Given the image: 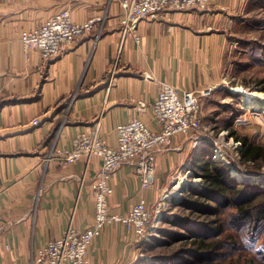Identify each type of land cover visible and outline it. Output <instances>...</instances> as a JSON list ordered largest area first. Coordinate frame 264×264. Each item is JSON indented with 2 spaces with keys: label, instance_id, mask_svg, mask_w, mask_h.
I'll list each match as a JSON object with an SVG mask.
<instances>
[{
  "label": "crops",
  "instance_id": "0c3cea01",
  "mask_svg": "<svg viewBox=\"0 0 264 264\" xmlns=\"http://www.w3.org/2000/svg\"><path fill=\"white\" fill-rule=\"evenodd\" d=\"M256 1L209 0L207 11H169L142 22L136 43L121 34L118 0H0V264H33L37 250L70 226L85 232L93 225L92 183L101 159L83 157L69 166L48 159L70 151L73 138L98 121L113 147L117 127L135 118L159 131L153 113L158 82L208 91L202 117L217 127L219 111L208 104L218 100L234 65L235 23ZM65 11L74 23L96 17L104 23L52 61L37 50L26 54L21 33ZM210 146L192 133L176 135L170 149L157 152L149 189L141 187L132 163L121 166L110 181V212L126 215L145 198L153 215L164 191L215 153ZM137 246L129 228L111 224L89 249V264H135Z\"/></svg>",
  "mask_w": 264,
  "mask_h": 264
},
{
  "label": "built area",
  "instance_id": "2783aa9c",
  "mask_svg": "<svg viewBox=\"0 0 264 264\" xmlns=\"http://www.w3.org/2000/svg\"><path fill=\"white\" fill-rule=\"evenodd\" d=\"M122 11L119 15L123 38L132 37L136 43L140 38L137 31L142 22L155 19L169 11L190 10L207 11L209 0H118ZM102 17L74 23L68 11L58 14L34 31H23L20 44L28 54L37 50L44 62L59 58L65 49L81 37L93 32L97 25L103 24ZM145 79L154 81L151 75ZM159 92L153 105V113L159 131H153L142 120L135 118L117 127V146H110L102 134L101 121L88 130L77 134L70 151L52 152L49 161L58 159L63 166L75 164L81 158L101 159V170L97 180L92 183L95 198L93 225L85 232L70 226L60 239L50 241L35 253L33 264H89L88 254L94 240L100 237L111 224H122L129 228L136 243L144 239L153 229L147 200L141 198L126 215L112 214L109 199L113 194L110 181L118 169L132 163L141 187L149 189L156 182V154L161 148L170 149L173 139L179 134H190L196 142L207 139L203 133L202 107L208 91H184L166 82H158ZM140 109L146 104L140 103ZM38 124L37 121L34 122ZM213 159L231 166L225 153L217 144ZM221 156V158H219ZM239 157V155H238ZM170 195H163L155 207L158 217L167 209Z\"/></svg>",
  "mask_w": 264,
  "mask_h": 264
},
{
  "label": "rangeland",
  "instance_id": "374dc122",
  "mask_svg": "<svg viewBox=\"0 0 264 264\" xmlns=\"http://www.w3.org/2000/svg\"><path fill=\"white\" fill-rule=\"evenodd\" d=\"M241 16L243 18L235 23L234 41H231L234 47V65L227 67L225 88L218 95V100H213L212 104H208L214 113L217 111L218 114L219 111L217 127L211 123L210 116L203 117L204 133L207 137L204 141L206 144L209 143V146L211 144L214 150L216 149L215 144L222 149L227 159L226 163L231 165L227 167L234 181L256 184L264 188V163L262 161L257 164L243 162L240 157L241 145L235 138L248 137L251 141L264 146V106L246 105L243 102L245 94L264 92V0L252 3ZM231 133H235V136L232 137ZM203 144H200L196 149H201ZM188 174L183 172L182 177L179 176L164 191L163 195H170L168 207L158 217L154 216L155 212L153 213V229L144 239L136 243L138 246L136 247L135 264L187 263L186 259H189L187 250L192 247L191 240L187 243L184 240L175 241L166 234V232L179 231L181 234L189 235L188 231L172 222L177 218L191 225L194 239L198 241L214 239L209 224L204 227V231L197 227L204 224L205 218L202 217L198 220L192 207L182 206L187 191L201 189L203 182L200 174H197V170ZM181 180L186 183V187L177 194L174 188ZM228 212H233V208L223 211L222 219L226 223L227 229L234 227L230 226V221L228 222ZM204 213L209 212L205 211ZM241 244L242 250L237 253V256L242 255L247 258L256 255V257H261L264 254V226L255 232L243 233ZM226 255L219 258L218 264L229 263L230 258L226 259ZM178 257L184 258V261ZM190 259L194 260L193 257Z\"/></svg>",
  "mask_w": 264,
  "mask_h": 264
},
{
  "label": "trees",
  "instance_id": "16d2710c",
  "mask_svg": "<svg viewBox=\"0 0 264 264\" xmlns=\"http://www.w3.org/2000/svg\"><path fill=\"white\" fill-rule=\"evenodd\" d=\"M231 134L232 137L235 136V133ZM235 138L240 142V157L243 162L257 164L262 161L264 163L263 145L251 141L248 137ZM213 156L214 154L210 153L208 158L205 157L206 159L197 165V174H200L203 181L201 189L188 190L182 206L192 207L198 220L202 217L205 218L204 224L197 227L204 231V227L209 224L214 239L209 241L194 239L191 225L178 218L172 222L188 231L189 235L181 234L179 231L166 232V234L175 241L184 240L187 243L191 240L192 247L187 250L189 259L186 260L187 263L190 262L188 264H218L219 258L225 254H227L226 259L230 258L228 264H264V254L261 257H256V255L247 258L242 255L237 256V253L242 250L243 233H252L264 226V188L256 184L234 181L229 173V168L222 162L215 161ZM212 203L214 205H211ZM231 208H233V212H228L227 217L230 226L234 227L229 226L230 228L227 229L222 216L224 210L227 211ZM205 211L209 213H204ZM223 251L226 253H222ZM190 257H193L194 260ZM180 259L184 261V258Z\"/></svg>",
  "mask_w": 264,
  "mask_h": 264
},
{
  "label": "bare ground",
  "instance_id": "6f19581e",
  "mask_svg": "<svg viewBox=\"0 0 264 264\" xmlns=\"http://www.w3.org/2000/svg\"><path fill=\"white\" fill-rule=\"evenodd\" d=\"M243 102L246 105L264 106V92H252L249 94H245ZM219 158H221V156H219ZM185 187L186 183L184 181H180L174 188V191L175 193L179 194Z\"/></svg>",
  "mask_w": 264,
  "mask_h": 264
}]
</instances>
